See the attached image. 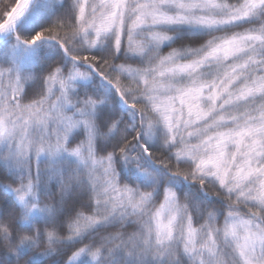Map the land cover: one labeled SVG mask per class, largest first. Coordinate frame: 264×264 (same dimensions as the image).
Instances as JSON below:
<instances>
[{
  "label": "snow or ice",
  "instance_id": "1",
  "mask_svg": "<svg viewBox=\"0 0 264 264\" xmlns=\"http://www.w3.org/2000/svg\"><path fill=\"white\" fill-rule=\"evenodd\" d=\"M0 46V264H264V0H20Z\"/></svg>",
  "mask_w": 264,
  "mask_h": 264
},
{
  "label": "trees",
  "instance_id": "2",
  "mask_svg": "<svg viewBox=\"0 0 264 264\" xmlns=\"http://www.w3.org/2000/svg\"><path fill=\"white\" fill-rule=\"evenodd\" d=\"M0 5L2 4V6H0V15L3 14L4 11L6 10H10L11 7L15 4L16 0H0ZM4 2V3H3ZM5 7V9H3ZM5 49L3 48V46H0V55L3 54V51ZM27 87V86H26ZM40 87L39 83L37 82L35 85V90H38ZM79 139H82L81 136L77 137L76 140L74 141V143H78ZM45 167V165H41V168L43 169ZM132 229L129 228L128 231H131Z\"/></svg>",
  "mask_w": 264,
  "mask_h": 264
},
{
  "label": "rangeland",
  "instance_id": "3",
  "mask_svg": "<svg viewBox=\"0 0 264 264\" xmlns=\"http://www.w3.org/2000/svg\"><path fill=\"white\" fill-rule=\"evenodd\" d=\"M18 1H19V0H16L15 4H14L12 7H14V6L18 3ZM0 3H1V2H0ZM3 3H4V2H3ZM0 6H2V4H1ZM3 9H5V7H4ZM81 137H82V136H81Z\"/></svg>",
  "mask_w": 264,
  "mask_h": 264
},
{
  "label": "water",
  "instance_id": "4",
  "mask_svg": "<svg viewBox=\"0 0 264 264\" xmlns=\"http://www.w3.org/2000/svg\"><path fill=\"white\" fill-rule=\"evenodd\" d=\"M18 3H20V0L18 1Z\"/></svg>",
  "mask_w": 264,
  "mask_h": 264
}]
</instances>
